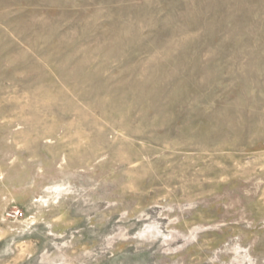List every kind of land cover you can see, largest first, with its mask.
Listing matches in <instances>:
<instances>
[{
	"label": "rangeland",
	"instance_id": "374dc122",
	"mask_svg": "<svg viewBox=\"0 0 264 264\" xmlns=\"http://www.w3.org/2000/svg\"><path fill=\"white\" fill-rule=\"evenodd\" d=\"M0 264H264V0H0Z\"/></svg>",
	"mask_w": 264,
	"mask_h": 264
},
{
	"label": "bare ground",
	"instance_id": "6f19581e",
	"mask_svg": "<svg viewBox=\"0 0 264 264\" xmlns=\"http://www.w3.org/2000/svg\"><path fill=\"white\" fill-rule=\"evenodd\" d=\"M145 139H147L148 141H151V138L149 137H144ZM154 140V139H153ZM152 143V142H151ZM188 146V145H187Z\"/></svg>",
	"mask_w": 264,
	"mask_h": 264
}]
</instances>
